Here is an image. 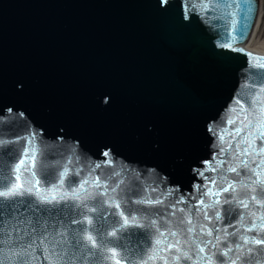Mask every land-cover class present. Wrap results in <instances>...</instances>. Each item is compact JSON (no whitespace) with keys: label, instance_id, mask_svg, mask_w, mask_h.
I'll return each instance as SVG.
<instances>
[{"label":"water","instance_id":"1","mask_svg":"<svg viewBox=\"0 0 264 264\" xmlns=\"http://www.w3.org/2000/svg\"><path fill=\"white\" fill-rule=\"evenodd\" d=\"M215 3L221 7L199 13L191 9V0H0V136L6 141L0 148V190L4 178L11 175L10 166L23 158L20 154L28 147L24 139L7 141L31 132L36 133L34 170L41 189L48 187L42 172L54 171L58 176L64 167L69 172L58 192L68 191L75 186L70 182L85 178L99 177L103 184L110 173L120 172L121 176L110 180L108 187L125 177L116 193L117 198H122V209H144L146 206L125 203L137 195L152 199L163 196L162 205L146 208L152 216L144 217L142 222L148 225L150 218H155L161 231L175 230L182 241L188 234L182 231L187 225L180 223L181 218L196 213L194 206L203 208L198 205L199 199L203 198L205 204L218 199L219 204L193 216L197 242L211 239L216 243V229L220 230V244L215 249L211 245L205 249L207 255L216 253L213 264H219L225 229L229 242L237 241L241 234L256 236V231L245 232V227L253 220L259 225L264 206L252 201V190L243 185L251 183L249 177L256 179L249 170L257 165L259 179L264 181V152L259 151L264 147V140L259 138L264 132V114L258 111L264 103L253 107L249 104L251 93L264 83V68L254 67L247 53L257 57L264 54L247 49L246 44L254 33L262 3L251 0L247 38L235 42L230 39L233 18L227 13L237 11L240 23L236 27L240 28L247 15L244 0H240L239 10L235 4L224 7L233 0ZM225 43L231 48L221 47ZM250 84H255V89L246 87ZM237 97L243 112L235 103ZM229 120L234 122L229 124ZM5 151L6 156L2 155ZM105 151L109 153L107 157L102 155ZM106 160L112 163L103 164ZM221 160L225 162L223 168L217 167ZM240 160H247L248 167H239V176L226 172L228 165L235 167ZM97 163L101 167L92 170ZM31 164L29 152L19 173L21 182L31 179L26 171ZM209 165L216 171L197 175ZM222 174L228 181L237 182L235 193L229 189L204 197L203 187L200 191L194 187H212L205 177H216V186L212 187L216 193ZM136 180L159 187L155 192L137 189L125 195L123 189ZM254 187L257 198H261L264 188ZM85 188L89 189V185ZM89 191L96 199L105 198L97 195V188ZM232 195L237 199L248 197L249 208L237 207V201L226 202ZM181 197L185 203L177 204V208L185 211L173 216L171 205ZM225 209H231L232 214ZM79 211L73 209L71 200L49 205L30 196L0 199L4 230L16 227L19 232V237L14 232L11 240L0 245V260L12 256L9 246L17 240L25 244L36 236L38 259L32 264H47L38 234L29 235V230L37 222L39 232L59 223L61 230L67 228L70 238L72 230L80 225H70L68 221ZM205 211L210 221L204 219ZM214 212H219V221ZM240 213L242 219H238ZM200 225L206 230L211 228L212 237L201 235ZM148 231L130 227L121 243L129 248L143 247L147 264H165V260L175 264L172 257L177 254L176 248L154 252L158 233L154 228ZM260 238H264V230H260ZM160 239V248H166V242H175L170 235ZM181 247L190 248L199 264H206L204 254L196 256L191 240ZM178 264L193 261L181 257Z\"/></svg>","mask_w":264,"mask_h":264},{"label":"snow or ice","instance_id":"2","mask_svg":"<svg viewBox=\"0 0 264 264\" xmlns=\"http://www.w3.org/2000/svg\"><path fill=\"white\" fill-rule=\"evenodd\" d=\"M233 4H235V8L237 10L241 8L240 0H233L232 4H225L224 7L231 8ZM244 6L247 15H245L244 22L240 28L236 27V25L240 23V21L236 19L237 11L227 13L228 16L233 18L230 22L232 32L230 39L234 42L237 41L238 38L241 40L246 39L248 30L251 27L248 20V16L253 11L251 0H244ZM213 7L220 8L221 5L219 3H215V0H191V9L193 11L198 9L199 13H207ZM221 47L231 48V44L225 43L222 44ZM232 50L243 51V49L235 48H232ZM247 55L251 57L254 67L264 68V62H262L264 61V57H257L251 53H247ZM261 79H264V77H261ZM246 87L255 89L256 86L255 84H250L246 85ZM251 96L253 98L249 102L250 107L256 106L258 103H264V83L260 85L258 90H254L251 93ZM235 103L243 112L244 106L240 104V97L236 98ZM258 111L260 114H264V107H260ZM261 118H264V115H262ZM245 119H247V117H245ZM227 122L232 124L234 121L229 120ZM210 131H212V129H210ZM235 131L239 133L241 130L240 128H237ZM219 136L223 141L224 133L221 132ZM35 137L36 133L29 132L27 136L17 137L15 141H7L9 143H16L19 142L20 139H24L26 140L28 147H26L20 154L23 158L14 161V163L10 166L11 175L4 178V183L2 185L3 190H0V199L8 201L17 197L30 196L35 197L41 204L49 205H57L60 204L61 201L71 200L73 209H80V211L75 213L68 221L70 225H80L79 229L72 230V235L70 238L67 228L61 230L59 223H57L54 228L50 226L49 228H45L42 232H39L38 229L40 225L39 222H37V224L29 230V235H31L33 232L38 234L41 254L47 261V264H147V261L145 260L147 252L143 247L138 246L135 248H129L121 243V241L124 239V233H126L130 227L142 228L146 229V231L154 228L155 232L158 233V237L155 240L157 249H154L153 251H168L175 247L177 254L172 257V260L175 262V264H178L181 257H183L184 260H192L193 264H199V260L190 254V248L181 247L182 243L187 246L190 240L196 247V256L204 254L206 264H213V257H215L216 253L213 252L211 255H207L205 254V249L208 247V245H211V247L215 249L217 245L220 244V230L216 229V243H213L211 239L203 243L197 242L195 239L196 226L193 224V216L198 215V213L204 209L214 207L215 205L219 204L220 201L218 199L210 202L209 204H205V200L203 198L199 199L198 205L203 206V208L194 206L196 207V213L189 214L186 217L181 218L180 223L182 225H187V227L183 228L182 231L188 234L182 241L180 235L175 230L170 232L161 231L155 218H150L148 225H145V223L142 222L144 217L152 216L151 213L147 212L146 208L153 207L155 205H162L164 199L163 196L152 199L142 198L141 196L137 195L135 199H128L125 201V203L146 206L144 209H128L127 211L122 209V198H117L116 193L120 188V185L124 184L125 177H121V179L116 180L113 187H108L110 180H112L114 177L121 176L120 172L114 171L110 173L109 177L103 184L100 183L99 177H97L95 180L85 178L82 182H70L75 186L70 187L68 191L58 192L59 189L63 188L67 173L69 172V169L64 167L59 171L58 176L54 171L42 172L48 187L41 189L40 179L36 178V172L34 170L38 151L36 144L34 143ZM259 138L264 140V132L259 134ZM5 142V139L0 136V148H3ZM228 147L231 149V143H229ZM236 148L239 150V144L236 145ZM221 151L223 152L224 149H221ZM259 151L264 152V147H260ZM29 152H31L32 164L28 169H26V171L29 172L31 179L21 182L19 173L25 159L29 157ZM7 154L8 153L6 151L2 153V155L5 156ZM244 154H248V148H245ZM102 155L107 157L109 153L108 151H105L102 153ZM102 163L111 164L112 161L106 160ZM261 163L264 164V161H261ZM224 165L225 162L221 160L217 167L223 168ZM99 167H101L100 163L94 164L92 165V170H95ZM239 167L247 168L248 161L240 160L235 167L228 165L226 172H235L239 176L240 173L237 171ZM258 167L259 165H257V168ZM257 168L249 170L252 173V176L256 177V179H251V177H249L251 183L244 184L243 187L252 190L253 194L250 197L252 201L264 206V191H262L261 198L259 199L255 194V185H261L262 188H264V181L259 179L261 173L257 170ZM204 171H216V168L209 165V167L203 171H197V175L204 176ZM75 174L79 175V172H76ZM244 175L248 176V172H245ZM205 179L208 180L209 185L212 187L216 186V177H205ZM220 183L221 187L216 193H213L212 187H209L208 185H195L194 187L197 191H200L201 187H203L204 197L228 192L229 189H231L233 193L236 192L237 182L228 181L225 174L221 175ZM85 185H89V189L93 187L99 189L97 195L105 198L96 199V196L92 195L89 189L85 188ZM158 187L159 185L141 184L139 180H136L135 183H130V185L126 186L123 191L125 192V195H127L128 192H135L137 189H139V191L142 193H147L149 188L152 192H155L157 191ZM164 191L168 192L167 188H165ZM109 192L112 193L111 197L108 195ZM168 194L171 195L170 192H168ZM90 199L95 202L91 204L88 203ZM247 200L248 197L237 199L235 195L226 198V202L237 201V207L243 209L249 208ZM182 203H185V200L181 197L176 201V203L171 205L172 211L170 214L174 216L177 211L184 212V209L177 208V204ZM107 209H115V211H107ZM60 211L63 212V209ZM225 211L229 215L232 214L231 209H225ZM237 215L238 219L243 218L242 213ZM252 215H255V213H252ZM214 216L217 221L220 220L219 212H214ZM109 217L112 219L109 220ZM61 219H63V217H61ZM204 219L209 221L211 219L208 216L207 211L204 212ZM259 219L261 221L259 225L257 224L256 220H253L250 226L245 227V232L256 231L257 235L253 237L241 234L237 241L229 242L226 239L227 235L229 234L227 233V229H225V243L223 250L219 253V264H264V248L255 247L256 245H264V238H260V230H264V215H261ZM4 227L5 226L2 220H0V245H3L6 241L11 240L12 234L14 232L17 234V237H19V232L17 231L16 227H9L7 231L4 230ZM199 230L201 235L206 234L208 237H212L213 235L212 229L208 228L206 230L204 225H200ZM50 231L52 236L51 239H49ZM235 231H239V229H235L234 232ZM148 234L151 235V232L148 231ZM166 235H170L171 237L175 238V242H166V248H160V237H165ZM98 239L100 241L99 243ZM36 247V236H33L25 244H20L17 240L15 243L9 246L12 256H8L5 259L0 260V264H32L34 260L38 259L35 256ZM151 247L152 245L149 244V248ZM30 249L31 251H29ZM121 253L123 254L121 255ZM13 257L15 258L13 259ZM165 264H168L167 260H165Z\"/></svg>","mask_w":264,"mask_h":264},{"label":"bare ground","instance_id":"3","mask_svg":"<svg viewBox=\"0 0 264 264\" xmlns=\"http://www.w3.org/2000/svg\"><path fill=\"white\" fill-rule=\"evenodd\" d=\"M260 23H261V16L258 17L257 25H256V27H254L255 28L254 33L252 34V37L250 39V43L248 45H246V48L251 50V51H254L256 53L264 54V39L256 41V42L254 39L256 37L257 31L259 29Z\"/></svg>","mask_w":264,"mask_h":264},{"label":"rangeland","instance_id":"4","mask_svg":"<svg viewBox=\"0 0 264 264\" xmlns=\"http://www.w3.org/2000/svg\"><path fill=\"white\" fill-rule=\"evenodd\" d=\"M261 3H262V6H261L260 15H259V17L261 16V23L257 31L256 37L254 38L255 42L264 39V0H261ZM249 43H250V40L246 45H248Z\"/></svg>","mask_w":264,"mask_h":264}]
</instances>
